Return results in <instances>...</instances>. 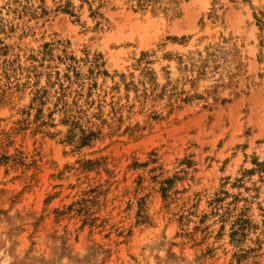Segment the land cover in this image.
Returning <instances> with one entry per match:
<instances>
[{
    "label": "rangeland",
    "instance_id": "1",
    "mask_svg": "<svg viewBox=\"0 0 264 264\" xmlns=\"http://www.w3.org/2000/svg\"><path fill=\"white\" fill-rule=\"evenodd\" d=\"M0 264H264V0H0Z\"/></svg>",
    "mask_w": 264,
    "mask_h": 264
}]
</instances>
